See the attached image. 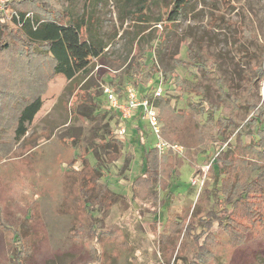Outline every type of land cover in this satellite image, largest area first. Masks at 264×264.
<instances>
[{
    "label": "rangeland",
    "instance_id": "obj_1",
    "mask_svg": "<svg viewBox=\"0 0 264 264\" xmlns=\"http://www.w3.org/2000/svg\"><path fill=\"white\" fill-rule=\"evenodd\" d=\"M56 2L68 9L74 19L84 15L92 37L103 43L104 48L91 61L87 74L80 73L69 81L62 76L48 79L41 111L28 125L25 137L0 161L3 216L17 223L25 200L37 201V218L29 227L35 232L32 258L27 264H167L169 260L179 263L181 257L190 260L194 251L190 239L184 245L185 252L176 254L179 247L173 252L163 248L158 238L162 223L167 211L181 213L195 206L208 163L225 145L213 141L207 156L195 158H183L185 149L183 154L173 152L183 164L170 186L173 196L159 210L148 197L132 200L131 184L144 168L140 142L136 139L137 143H132L136 135L133 124L143 130V150L153 147L155 137L145 122H134L132 127L126 126L125 140L119 142L114 135L118 123L108 125L109 115L101 118L107 110L102 87L125 82V71L141 56L146 67L137 79V91L151 95L154 81H161L162 94L174 105L176 113L186 109V97L177 100V96L184 92L185 81L189 80L198 82L205 91V99L217 105L215 116L232 112V104L223 100L221 91L227 92L231 99L243 96L261 103L264 75L260 80L254 76L259 60L241 59L238 51L247 50L248 55L264 52V0H192L178 22L168 23L165 17L158 24L156 19L164 17L172 8L170 0L166 4L148 0L145 15L148 22L134 20L137 0ZM10 24L23 28L12 20ZM190 45L200 52L195 65L186 56ZM152 66L156 72H152ZM95 103L100 107L95 109ZM191 114L195 123L206 126L209 139L217 136L213 118ZM234 117L241 123L248 118L240 111L234 112ZM108 128L110 137H107ZM114 140L120 146V153H111V156ZM244 142L248 143L249 138L244 137ZM127 155L133 157L129 162H126ZM81 157L102 171L99 181L115 195L112 196L115 202L111 198L108 204L97 205L90 211V218L75 206L73 186L81 180L79 175L64 174L70 163L79 170ZM198 169L202 175L197 174ZM163 196L161 193L160 198ZM204 206L211 208L210 203ZM155 210L158 215L152 214ZM208 239L219 244L211 264H264V243L232 249L217 230ZM179 242L180 236L177 245ZM11 253V233L0 231V264H11Z\"/></svg>",
    "mask_w": 264,
    "mask_h": 264
},
{
    "label": "trees",
    "instance_id": "obj_2",
    "mask_svg": "<svg viewBox=\"0 0 264 264\" xmlns=\"http://www.w3.org/2000/svg\"><path fill=\"white\" fill-rule=\"evenodd\" d=\"M147 1L137 0L139 5L134 10V20L148 22V17L145 16ZM161 1L166 4V0ZM191 1L170 0L171 10L164 13V17L157 18L156 24L165 17L168 23L178 22ZM8 17L12 22L20 23L23 28L10 24ZM84 17L74 19L70 11L56 0H8L4 12H0V161L25 137L28 125L42 108V95L47 89L48 79L51 76H62L69 81L80 73L87 74L91 61L101 55L104 45L92 37L90 24ZM199 53L196 48L189 46L186 56L190 64H197ZM200 55L204 56L202 52ZM238 55L241 59L259 60L254 76L260 80L264 75V52L248 55L247 50H239ZM139 58L135 65L131 64L125 71V82L114 84L117 90L122 91L126 84L137 87V79L146 67L142 57ZM151 70L156 72L153 66ZM154 82V87L161 84L158 80ZM165 89H168L167 84ZM183 90L177 100L186 97V109L180 114L176 113L174 105H171L165 95L154 100L162 122V139L183 147V158L207 156L209 145L213 141L222 142L225 148L217 152L208 163L195 206L181 213L167 211L158 238L167 250L171 249L173 252L179 247L176 254L178 251H186L184 245L188 239L193 244L194 251L190 260L181 257V262L169 260L167 264H211L219 247L218 243L208 239L214 230L226 237L232 249L244 244L264 243V101L252 102L243 96L231 99L227 92L221 91L223 100L232 104V112L226 115L218 113L215 116L217 105L205 99V91L198 82L185 81ZM138 94L140 98H151V95H145L142 90ZM97 103L93 104L95 109L100 107ZM233 111L244 113L247 120L244 123L238 122ZM191 112L214 119L213 128L217 135L214 139L206 136L207 128L204 124L199 125L192 120ZM112 114L110 110H106L101 118L105 119L109 115V125ZM140 129V126H136V131L139 132ZM110 136L108 128L107 137ZM244 137L249 138L248 143L244 142ZM136 139L143 151L144 168L131 184V198L148 197L158 205L159 210L173 196L170 186L180 174L179 168L183 161L174 157L170 150L164 154H159L153 147L143 150L144 139L141 135H135L132 143ZM113 144L115 149L109 152L110 155H119L118 142L114 140ZM131 156L127 155L125 161L132 160ZM81 158L82 160H74H81L79 170L71 167L74 163H70L64 174L79 175L78 179L81 180L73 186V194L77 199L75 206L90 218V211L104 202L108 204V199L112 198L111 201L115 202L112 197L115 195L99 181L102 171L96 166H90L87 158ZM196 172L202 175L201 170ZM161 193H164L163 198H160ZM67 199L65 194L66 204ZM26 200L23 214L17 223H12L0 211V231L11 233V264H27L32 258V235L35 232H31L29 227L37 218V201ZM206 203L211 204L210 209L204 206ZM152 214L158 215V211L155 210ZM179 236L181 242L177 245ZM171 257L172 255L169 259Z\"/></svg>",
    "mask_w": 264,
    "mask_h": 264
},
{
    "label": "built area",
    "instance_id": "obj_3",
    "mask_svg": "<svg viewBox=\"0 0 264 264\" xmlns=\"http://www.w3.org/2000/svg\"><path fill=\"white\" fill-rule=\"evenodd\" d=\"M7 1L8 0H0V12H4ZM153 89L151 98H140L137 89L130 84H126L122 88V91L117 90L113 86L102 87L106 106L109 109L114 110L119 116L117 129L114 133L115 138L119 142L124 141L127 122L135 119L134 121L136 123L140 121L147 124L146 126L149 127L150 133L155 137L153 148H155L159 154H164L169 150L176 152L177 154H183V147L177 144H170L162 139L161 120L158 114V109L154 105V100L161 97L163 94L159 85L153 87ZM204 174L202 176V181ZM202 181L200 185L202 184Z\"/></svg>",
    "mask_w": 264,
    "mask_h": 264
},
{
    "label": "crops",
    "instance_id": "obj_4",
    "mask_svg": "<svg viewBox=\"0 0 264 264\" xmlns=\"http://www.w3.org/2000/svg\"><path fill=\"white\" fill-rule=\"evenodd\" d=\"M67 81H68V80H67ZM42 107H43V105H42ZM41 109H42V108H41ZM41 109H40V111H41ZM106 109H107V110H110L111 113H113V114H112V115H113V116H112L113 118H112V120L110 121V123H112L113 125H116V124L119 122V116H118V114H117L116 112L112 111L111 109L107 108V107H106ZM40 111H39V112H40ZM39 112H38V114H39ZM38 114H37V115H38ZM37 115H36V116H37ZM134 120H135V119H133V120H131V121H128L127 124H128V123H129V124H128L127 126H129V125L131 126V123H134V122H135ZM139 123H140V121H139ZM131 127H132V126H131ZM133 127H135V128H133ZM133 127H132V130H134V129L136 130V126H135L134 124H133ZM161 127H162V123H161ZM135 132H136V136L141 135L142 137H144V136H143V133H142L143 130L140 129L139 132H138V131H135ZM183 149H184V148H183Z\"/></svg>",
    "mask_w": 264,
    "mask_h": 264
}]
</instances>
